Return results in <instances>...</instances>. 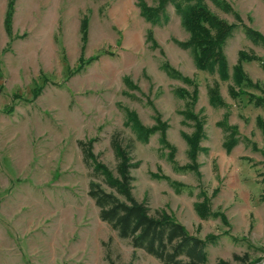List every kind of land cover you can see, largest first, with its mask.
Wrapping results in <instances>:
<instances>
[{
    "label": "rangeland",
    "instance_id": "rangeland-1",
    "mask_svg": "<svg viewBox=\"0 0 264 264\" xmlns=\"http://www.w3.org/2000/svg\"><path fill=\"white\" fill-rule=\"evenodd\" d=\"M139 3L159 0H0V264H161L88 196L110 189L78 143L115 176L113 137L138 164L133 197L211 240L205 264H264V44L247 34L264 40V0L205 1L234 27L226 81L179 46L171 4L151 23Z\"/></svg>",
    "mask_w": 264,
    "mask_h": 264
},
{
    "label": "trees",
    "instance_id": "trees-1",
    "mask_svg": "<svg viewBox=\"0 0 264 264\" xmlns=\"http://www.w3.org/2000/svg\"><path fill=\"white\" fill-rule=\"evenodd\" d=\"M205 1L159 0L156 9L142 3H139V8L145 20L155 23L159 22L161 16L165 17V8L171 4L189 33L188 41L180 43L179 46L194 52V64L197 70L217 74L221 80L226 81L229 74L223 47L234 27L213 15L207 9ZM247 34L254 41L261 39L264 44L262 37L255 32L247 30ZM147 37L153 41L150 35ZM239 55V60L248 59L243 52ZM167 70L171 69L167 67ZM233 70L235 76L241 74L239 64ZM124 80L129 83L128 79ZM209 94L213 105L216 102L221 104L215 95L216 92L211 90ZM132 121L135 124L134 119ZM155 131H149L148 134L151 135ZM129 144L123 147L115 137L111 139V146L118 161L114 176L103 164L96 161L92 153V142L78 143L83 159L91 164L93 175L101 178L110 189L106 191L97 182H89L88 185V196L98 209L100 221L106 223L119 239L127 241L134 252L143 251L161 264H205L206 246L208 241L212 243L211 240L205 241L190 235L180 223L165 213L150 215L146 204L138 202L133 197L131 170L136 169L138 164L131 156ZM246 256L241 259L236 255L233 257L244 262Z\"/></svg>",
    "mask_w": 264,
    "mask_h": 264
}]
</instances>
